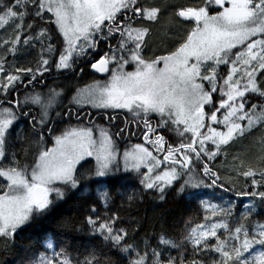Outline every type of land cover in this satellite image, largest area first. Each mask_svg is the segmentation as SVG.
<instances>
[{"label": "snow or ice", "instance_id": "obj_1", "mask_svg": "<svg viewBox=\"0 0 264 264\" xmlns=\"http://www.w3.org/2000/svg\"><path fill=\"white\" fill-rule=\"evenodd\" d=\"M212 6L214 14H210ZM173 7L176 10L162 24V9L148 0H0V29L5 32L0 48L15 55L21 41L24 46H40L33 66L6 69L5 57L0 56V74H4L0 75V240L5 248L15 243L24 226L50 210L53 193L63 199L67 191H80L81 182L91 180L101 187L85 222L106 244L129 254V264H205L208 253L218 254L209 264H264V223L249 220L255 201L264 203V136L258 155L247 160L240 154L232 157L231 172L251 181V191L236 194L253 200L238 220L231 219V202L223 207L200 199V206L210 213L202 223L187 227L179 241L162 232L156 247L145 241L141 248L127 242L128 229L117 227L119 215L108 213L113 192L103 185L122 171L134 173L143 191H155L161 200L176 184L178 195L188 192L192 198L200 197L199 189L229 191L211 163L225 147L258 124L264 126V102H250L253 96L264 100V0H203L202 5ZM173 19L194 26L175 37L160 32L174 47L161 48L166 54L153 52L146 57L153 47L154 26L166 29ZM81 61L96 73L109 74L108 78L76 87L70 97L71 89L35 91V84H43L53 68L66 77L83 74ZM126 66L134 70L126 71ZM21 85L33 91L23 102L9 99ZM85 105L127 110L132 119L113 132L83 113ZM31 106L38 107L36 115L22 110ZM54 111L57 120L75 117L77 124L58 129ZM153 114L158 117L155 126ZM21 117L27 119L31 132L27 136L16 132V143L21 145L16 151L10 137ZM101 118L110 124L117 119ZM131 124L144 143L132 144L121 154L118 140L126 133L136 135ZM164 133H175L180 142L170 143ZM86 157L94 158L95 167L78 174L77 165ZM225 183H232L231 176ZM141 194L134 190L121 196L131 204ZM98 204L103 205V214ZM187 245L190 258L184 251L168 254L170 249L186 250ZM30 264L111 261H102L93 249L83 261L74 262L66 249L56 251L48 240L45 252Z\"/></svg>", "mask_w": 264, "mask_h": 264}, {"label": "trees", "instance_id": "obj_2", "mask_svg": "<svg viewBox=\"0 0 264 264\" xmlns=\"http://www.w3.org/2000/svg\"><path fill=\"white\" fill-rule=\"evenodd\" d=\"M196 1L148 0V2L162 9V24L167 23L170 15L176 10L173 6H191L196 4ZM164 13L167 15L164 16ZM182 23L178 21V23L169 25L166 29H161L159 25L154 26L151 38L153 47L147 50L150 54L146 52L145 56L148 57L153 52L155 55H163L166 53L161 48L174 47L169 40L161 37L160 32L167 31L168 37H175L177 32L182 34L184 28H187L186 24ZM2 36L3 34L0 33V37ZM23 53L24 50H19V45L17 46L15 55L9 53L10 59H5L6 69L9 66H18L21 63L29 62L30 58H26V54ZM6 54V49L0 48V56L5 57ZM250 102L260 104L264 100L253 96L250 97ZM123 116L127 117L125 114ZM151 119L153 126H155L158 120L157 117L152 115ZM123 121L120 120L119 127H124ZM102 125L110 128L113 132L116 131V127L113 125L104 122H102ZM133 125L131 124L130 127L133 128ZM23 135L27 136L28 134L25 135L24 133ZM164 135L165 139L170 143L180 142L178 136H172L171 133H164ZM262 136H264V126L258 124L243 139H239L231 146L225 147L222 154L211 163L210 166L213 167L214 171H218L221 177L220 182L224 183V187L230 189L229 191L225 192L221 188L199 189L197 191L201 193L200 197L192 198L188 192L178 195L176 190L179 188V184H176L173 188L167 190L164 199L161 200L159 194L155 191L144 192L139 185L138 178L132 173L117 174V179L106 183V188H110L113 192V201L108 208L109 215L113 212L119 215L120 221L117 223V227L128 229L127 242H135L141 248H143L145 241L152 247H156L159 235L162 232L179 241L186 232L187 227L202 223L203 217L206 214L210 215V213H205L204 209L200 206V199L210 200L211 203L223 207H228L229 202H231V219L233 221L238 220L241 214L246 212V206L252 204L253 200L248 196H238L236 194L241 190L251 191V188L248 187L251 181H245L243 177L238 179L231 172L232 157L240 154L241 158L247 160L258 155L260 148L259 140ZM125 137L126 139L123 140L130 143L141 142L142 140L138 130H136V135L126 133ZM10 139L15 145L13 150L18 151L21 145L16 143V130ZM119 141L118 143L123 142ZM49 145L50 143L47 146ZM86 166L92 168L91 162H86L79 173H83V169ZM229 176L232 178L231 184L225 183V178ZM89 183L90 190L86 193L81 190L67 191L63 199H54L52 207L44 216L35 217L28 225L24 226L23 231L18 232L14 244L5 248L3 241L0 240V264H30L33 257L38 259L40 253L45 252L48 240L53 241L56 251H59L61 248L66 249L74 262L76 260L83 261L88 252L95 249L102 261L110 260L111 264H129L131 258L129 254L120 253L117 248L106 244L102 238L92 233L90 227L85 222L86 217L91 214L90 208L96 198L94 184L92 182ZM233 185L235 186L234 188ZM134 190L142 194L129 204L126 197L122 198L121 194L125 192L131 193ZM255 204V211L252 212L249 218L250 223H264V203L256 200ZM97 207L101 214H103L105 211L103 205L98 204ZM214 242L213 240L212 243ZM180 251H184L185 257L190 258V245L186 246V250L170 249L168 254L178 256ZM51 252L52 250H48L49 255H51ZM217 256L218 254L208 253L204 257L205 264H209V261ZM197 258H201L199 254H197Z\"/></svg>", "mask_w": 264, "mask_h": 264}, {"label": "flooded vegetation", "instance_id": "obj_3", "mask_svg": "<svg viewBox=\"0 0 264 264\" xmlns=\"http://www.w3.org/2000/svg\"><path fill=\"white\" fill-rule=\"evenodd\" d=\"M198 2H199V4H202V0H197L195 3L198 4ZM212 8H214V6L210 7V14H214ZM185 24H188V23H185ZM0 33L3 34L2 37L5 36L4 30L0 29ZM112 42L115 43V41H112ZM21 49L24 50L23 54H26V58H30V61L27 63H21L18 66H33L34 60L36 58H38V53L40 51L39 44H35L34 47L31 45L30 46H24L23 42L21 41V44L19 45V50H21ZM105 50H106V48H105ZM5 59H10L9 53H7L5 55ZM81 67H85V72L83 74L77 75L75 77H66L65 74H58L56 72V70L53 68L50 73L45 74L43 84H40V83L35 84V91L36 92H42L44 90L45 92H47L49 87L64 88L66 91L68 89H71L70 91H67V93H68L67 95L69 96V94H71L75 91L76 87H84L86 84H90L94 80L104 81V79L108 75V74H104V73H101V74L95 73L94 71H92L90 69V67L85 66L84 61H81ZM32 91H33L32 87H28L27 89H25L24 86L21 85L17 92H14L11 96H9V99L18 98L21 102H23V99L25 98L26 94L28 92L31 93ZM0 99H3V96H1ZM64 103L67 104V99L64 100ZM22 110L23 111H31L34 115H36L39 111L37 106L24 107ZM55 111H61L62 112L63 109L56 108ZM55 111L52 112L51 115H52V118L54 120H56V124L54 126L57 127L58 129H63V128H66V126L68 127L70 125L75 126L77 124V120L75 119V117H73L71 120H69L67 117H63L62 119L57 120L55 117ZM82 111H83V113H90L91 117L93 118V120L96 124H99L103 127H106V126L102 125V122L108 123L109 125H115L114 127H116V130L118 129V127L120 125V120H131L132 119L131 114L128 113L127 110H112V109L102 110V109L92 108L90 105H85L83 107ZM123 114L127 115V117H124ZM102 115L116 116L117 119L110 124L107 119L101 118ZM37 118H38V116H37ZM157 119H158V117H157ZM86 120H87V116L85 117L84 122H86ZM132 129L136 131L135 124L133 125ZM15 130H16V132H22V134L25 133V135H26V134H29L31 132V126L28 123L26 118L21 117L20 120L15 125ZM54 134H58V132L54 133ZM126 137H127V135H126ZM126 137L123 139L125 140ZM48 139H50V137ZM121 143H118V144L121 145ZM90 162H93L92 159H89L87 161V163H90Z\"/></svg>", "mask_w": 264, "mask_h": 264}, {"label": "rangeland", "instance_id": "obj_4", "mask_svg": "<svg viewBox=\"0 0 264 264\" xmlns=\"http://www.w3.org/2000/svg\"><path fill=\"white\" fill-rule=\"evenodd\" d=\"M151 3V2H150ZM152 4V3H151ZM153 6H156V5H154V4H152ZM157 7V6H156ZM215 7V6H214ZM167 14L166 13H164V16H166ZM163 16V15H162ZM168 21V20H167ZM178 21H181V20H178V19H173V21H172V24H175V23H178ZM183 24V23H182ZM187 28H191L192 26H194L193 24H186L185 25ZM153 34V33H152ZM146 52H148V51H146ZM148 54H150V52H148ZM223 67L224 66H221V70H223ZM125 70L126 71H133L134 70V66H126V68H125ZM109 75V74H108ZM108 75H107V77L104 79V80H106L107 78H108ZM81 88H83V87H81ZM42 92H44V93H46L44 90L42 91ZM75 92V91H74ZM74 92L73 93H71V94H69V97L72 95V94H74ZM27 94H29V92L27 93ZM26 94V95H27ZM68 94V93H67ZM23 101H24V99H23ZM219 115V114H218ZM153 116H156L155 114H153ZM157 117V116H156ZM99 125V124H98ZM101 126V125H100ZM67 127V126H66ZM103 127V126H102ZM221 130H223L222 128H221ZM171 135L172 136H176V134L175 133H171ZM141 142H136V143H144V140H143V137L141 136ZM120 141H123L122 143H121V145H119V149H120V152H121V154L123 153V151H124V149L126 148V147H129L130 145H132V144H136V143H133V142H129V141H124L123 139H120ZM145 146L146 147H149L150 149H151V146L150 145H147V144H145ZM48 147H51V143H50V145L48 146ZM89 159H92V161L93 162H91V164H92V168H94L95 167V160H94V158H92V157H86L84 160H82L81 162H80V164H78L77 165V168H78V173L80 172V170H81V168L83 167V165L85 164V162H87ZM88 169H90V167L88 168V166H86L84 169H83V173H85V174H87V170ZM118 174H124L123 173V171L121 172V173H118ZM133 175H135L134 173H132ZM93 179H100V180H107V178H95V177H93ZM89 182H91V180H88V181H82L81 183H82V185H83V187H81V191L82 192H88L90 189H89V187H90V183ZM94 187H95V192L97 193V190L98 189H100V187H101V185H98V184H94ZM103 187H106V184H104L103 185ZM51 199H56L55 198V194L53 193L52 195H51V197H50Z\"/></svg>", "mask_w": 264, "mask_h": 264}, {"label": "water", "instance_id": "obj_5", "mask_svg": "<svg viewBox=\"0 0 264 264\" xmlns=\"http://www.w3.org/2000/svg\"><path fill=\"white\" fill-rule=\"evenodd\" d=\"M92 71H94V70H92ZM95 72V71H94ZM96 73V72H95ZM97 74H101V73H97Z\"/></svg>", "mask_w": 264, "mask_h": 264}]
</instances>
